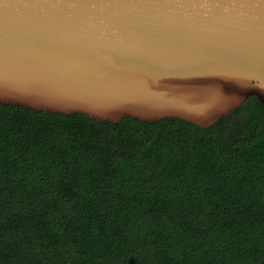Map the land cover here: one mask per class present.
<instances>
[{
  "label": "trees",
  "instance_id": "trees-1",
  "mask_svg": "<svg viewBox=\"0 0 264 264\" xmlns=\"http://www.w3.org/2000/svg\"><path fill=\"white\" fill-rule=\"evenodd\" d=\"M0 264H264V105L201 128L0 104Z\"/></svg>",
  "mask_w": 264,
  "mask_h": 264
},
{
  "label": "water",
  "instance_id": "water-1",
  "mask_svg": "<svg viewBox=\"0 0 264 264\" xmlns=\"http://www.w3.org/2000/svg\"><path fill=\"white\" fill-rule=\"evenodd\" d=\"M264 105V0H0V104L209 128Z\"/></svg>",
  "mask_w": 264,
  "mask_h": 264
}]
</instances>
